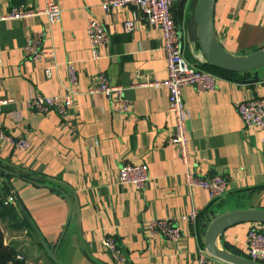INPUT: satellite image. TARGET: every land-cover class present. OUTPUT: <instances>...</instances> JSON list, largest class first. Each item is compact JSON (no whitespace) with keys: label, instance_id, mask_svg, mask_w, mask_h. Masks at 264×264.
<instances>
[{"label":"crops","instance_id":"obj_1","mask_svg":"<svg viewBox=\"0 0 264 264\" xmlns=\"http://www.w3.org/2000/svg\"><path fill=\"white\" fill-rule=\"evenodd\" d=\"M103 1L0 0V16L13 7L35 13L0 23V101H10L0 108V130L29 142L24 152L0 143V201L14 193L19 219L0 218L4 245L25 264H54L47 249L60 264H112L102 246L110 237L132 264H197L215 219L264 212V131L246 128L237 113L240 102H264V69L248 72L243 81L218 77L212 92L183 89L189 115V160L184 163L172 144L175 123L168 93L154 86L167 78L161 33L143 20L126 32L123 24L131 19V9L104 13ZM47 2L62 11L56 24L48 25L41 14ZM197 6L198 0H182L173 7V17L184 59L200 68L207 61L197 42ZM89 19L107 33L96 61L86 32ZM213 32L231 57L263 51L264 0H215ZM36 33L45 34L43 46L53 56L33 62L26 58L25 45ZM68 66L77 74L72 87ZM100 74L123 89L127 114L90 94ZM37 95L70 96L72 105L65 117L43 115L27 104ZM125 164L147 165L150 181L141 191L118 182ZM187 172L224 177L226 194L211 200L206 191L185 184ZM193 209L199 212L196 223L182 222L180 217ZM165 219L176 222L179 241L149 232L150 222ZM249 229L264 233V224L229 226L215 246L245 258Z\"/></svg>","mask_w":264,"mask_h":264},{"label":"built area","instance_id":"obj_2","mask_svg":"<svg viewBox=\"0 0 264 264\" xmlns=\"http://www.w3.org/2000/svg\"><path fill=\"white\" fill-rule=\"evenodd\" d=\"M182 0H104L101 8L104 13L112 10L131 9V19H127L123 24V29L130 32L135 24L143 20L149 27L159 29L163 40V51L166 56L167 78L162 83L154 86H163L168 93V111L174 118L175 130L172 135V144L176 148L180 159L188 162L189 148L187 139V124L189 115L184 106L183 89L192 87L198 93L212 92L216 88L218 77L212 73L202 71L187 63L183 57L180 33L173 17V7ZM35 13L13 7L7 14L0 16V23L8 19H20L29 17ZM47 18L48 25L56 24L61 19L62 11L54 2H47L42 11ZM91 59L98 60L99 48L106 44L107 33L104 26L94 20L89 19L86 27ZM44 33H36L27 38L25 45V55L30 61L37 62L47 56H53L43 46ZM47 76L49 71H45ZM68 83L75 86L77 84V74L73 67H67ZM1 87V81H0ZM90 94L103 96L111 105L112 109L119 114L129 112V104L126 101L121 87L110 85L105 75L98 76L97 87ZM9 100L0 101V108L5 106ZM29 109L40 114L56 113L59 117H65L72 105L70 96L60 99L57 97H43L40 95L31 97L27 102ZM237 113L244 126L248 129L256 128L264 131V102L261 100H250L240 102L237 106ZM0 143L9 144L14 150L26 151L29 142L22 137L12 138L0 130ZM150 181L149 169L145 164H125L118 171V182L121 185L132 186L136 191H141ZM185 184L190 188H199L206 191L211 200L223 197L227 192V182L224 177L214 175L205 177L198 173L187 172L185 174ZM15 194L10 193L3 200V206H15ZM198 210L193 209L187 215L180 217L184 223L192 225L196 223ZM151 234L159 235L162 238L177 242L181 239V230L175 221L157 220L148 224ZM102 246L109 253L112 264H132L127 258L117 242L106 237L102 241ZM245 258L249 261L264 264V233L249 229L247 233ZM20 258V257H19ZM197 264H226L215 261L206 252L199 253Z\"/></svg>","mask_w":264,"mask_h":264},{"label":"water","instance_id":"obj_3","mask_svg":"<svg viewBox=\"0 0 264 264\" xmlns=\"http://www.w3.org/2000/svg\"><path fill=\"white\" fill-rule=\"evenodd\" d=\"M214 4L215 0H198V6L195 11L197 42L201 55L206 59L207 63L216 69L234 73H245L264 68V50L240 58L231 57L223 51L217 43L213 32ZM243 223L264 224V212H232L215 219L205 234L204 248L206 253L226 264H259L246 258L220 251L215 246L218 236L229 226ZM47 252L54 264H60L49 249H47Z\"/></svg>","mask_w":264,"mask_h":264},{"label":"trees","instance_id":"obj_4","mask_svg":"<svg viewBox=\"0 0 264 264\" xmlns=\"http://www.w3.org/2000/svg\"><path fill=\"white\" fill-rule=\"evenodd\" d=\"M198 69L212 73L217 77L231 81H243L244 79L243 77H245L248 73V72L234 73V72L222 71L212 67L208 63H206L204 66H201ZM7 188L8 186H4L6 193L8 191ZM206 211H208V209ZM0 218H7L9 221L16 223L17 220H19L15 208L13 206H8V207L3 206L2 201H0ZM20 223L24 224L26 228L29 229V224L25 219H22ZM18 255H19L18 252L14 248L4 245L3 234L0 229V264H25V261L23 259H20Z\"/></svg>","mask_w":264,"mask_h":264},{"label":"rangeland","instance_id":"obj_5","mask_svg":"<svg viewBox=\"0 0 264 264\" xmlns=\"http://www.w3.org/2000/svg\"><path fill=\"white\" fill-rule=\"evenodd\" d=\"M261 69H264V68H260V69H257V70H261Z\"/></svg>","mask_w":264,"mask_h":264}]
</instances>
